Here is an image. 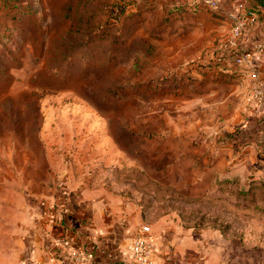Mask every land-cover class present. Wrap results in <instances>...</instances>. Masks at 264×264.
I'll list each match as a JSON object with an SVG mask.
<instances>
[{"label":"rangeland","instance_id":"obj_1","mask_svg":"<svg viewBox=\"0 0 264 264\" xmlns=\"http://www.w3.org/2000/svg\"><path fill=\"white\" fill-rule=\"evenodd\" d=\"M230 32L176 0H0V244L82 195L258 264L264 119L246 98L264 53L218 63Z\"/></svg>","mask_w":264,"mask_h":264},{"label":"crops","instance_id":"obj_2","mask_svg":"<svg viewBox=\"0 0 264 264\" xmlns=\"http://www.w3.org/2000/svg\"><path fill=\"white\" fill-rule=\"evenodd\" d=\"M261 38L264 39V32ZM263 132L264 127L256 134L261 142H264ZM71 199L67 206L57 200L60 206L39 212L40 220L22 223L16 239L7 248L0 244V264H71L61 244L64 239L92 252L89 264H129L127 247L139 227L134 223L136 215L128 211L116 213L114 207L106 213L101 202L82 195ZM188 231L178 223L150 227L157 249L156 264H232L230 243L225 244L221 262L220 257L210 254L209 240L193 233L192 228ZM256 248L262 253L256 262L264 264V242Z\"/></svg>","mask_w":264,"mask_h":264},{"label":"built area","instance_id":"obj_3","mask_svg":"<svg viewBox=\"0 0 264 264\" xmlns=\"http://www.w3.org/2000/svg\"><path fill=\"white\" fill-rule=\"evenodd\" d=\"M176 3L190 9H207L229 19L231 32L224 44V49H227L224 62L247 67L253 56L264 53V39L261 38L264 32V2L259 0H176ZM246 101L251 106V111L264 119V81L254 79ZM49 218L52 221V214ZM61 244L71 264H89L93 257L92 252L72 245L68 239H64ZM127 249L129 264H156V243L150 233L149 225L143 224L138 227Z\"/></svg>","mask_w":264,"mask_h":264},{"label":"trees","instance_id":"obj_4","mask_svg":"<svg viewBox=\"0 0 264 264\" xmlns=\"http://www.w3.org/2000/svg\"><path fill=\"white\" fill-rule=\"evenodd\" d=\"M178 6H183V5L178 4ZM193 10H196V9H193ZM212 13L217 15V16H219V17H221V18H225V16L220 14V13H214V12H212ZM226 51H227V49H225L224 52H222L221 55L217 56L218 63H226V64L234 65L232 62H226V61L224 62V59H225L224 56L226 55Z\"/></svg>","mask_w":264,"mask_h":264}]
</instances>
